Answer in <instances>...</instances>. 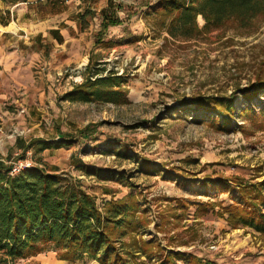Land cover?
<instances>
[{"label": "rangeland", "instance_id": "1", "mask_svg": "<svg viewBox=\"0 0 264 264\" xmlns=\"http://www.w3.org/2000/svg\"><path fill=\"white\" fill-rule=\"evenodd\" d=\"M108 1L60 5V28L79 8L94 15L65 44L39 35L28 46L40 82L35 95L0 102V167L27 161L80 182L98 205L134 206L137 225L119 254L126 264H264V235L231 229L220 215L221 206L264 197V21L183 39L171 33L163 0H111L119 24L101 30ZM195 23L205 25L200 16ZM97 69L120 81L114 103L63 99ZM219 101L233 108L224 128L228 115L200 107ZM14 264L100 263H66L49 251Z\"/></svg>", "mask_w": 264, "mask_h": 264}, {"label": "trees", "instance_id": "2", "mask_svg": "<svg viewBox=\"0 0 264 264\" xmlns=\"http://www.w3.org/2000/svg\"><path fill=\"white\" fill-rule=\"evenodd\" d=\"M115 8L116 5L109 0L99 11L101 30L119 24ZM159 9L163 15L173 16L175 30L171 33L176 31L175 36L183 39L207 34L227 22L247 28L253 22L264 21V0H163ZM93 15L86 10L79 19ZM196 16H200L205 22L200 30L195 23ZM101 71L97 69L92 74L96 76ZM119 82L113 76L86 79L77 91L64 95L63 99L72 103H114L119 92L112 88L119 86ZM251 89L247 90L248 94ZM245 93L241 95H246ZM217 104L223 106L218 109V106L209 107L204 103L200 107L210 109L214 114L228 115L227 121L221 120L219 123V127L224 128L230 124V112L233 108L222 101ZM42 143L43 149L51 145ZM7 172L0 167V264H14L17 260L49 251L66 263L89 258L100 264H126L119 254L125 246L123 239L137 225L133 220L134 206L123 201L98 205L80 182L63 174L38 168L26 169L13 177L8 176ZM257 187L264 191V182ZM243 188L244 186L238 185L242 200ZM254 197L248 202H232L221 206L220 215L225 216L231 229L247 227L264 235V212L260 210V207H264V197ZM133 243L131 241L129 245L132 246ZM125 252L131 258L137 257L131 250ZM175 257L182 258V254H176ZM188 259L189 257L187 263Z\"/></svg>", "mask_w": 264, "mask_h": 264}, {"label": "crops", "instance_id": "3", "mask_svg": "<svg viewBox=\"0 0 264 264\" xmlns=\"http://www.w3.org/2000/svg\"><path fill=\"white\" fill-rule=\"evenodd\" d=\"M70 1L73 0H0V102L14 100L21 90L28 96L36 94L35 84H39L40 77H33L31 70L38 65L28 46L37 36L58 46L70 41V34L77 28L81 30L79 16L88 8L72 12L70 21L59 27L57 16ZM40 4L46 7L44 12L37 10ZM25 98L21 101L25 102Z\"/></svg>", "mask_w": 264, "mask_h": 264}, {"label": "built area", "instance_id": "4", "mask_svg": "<svg viewBox=\"0 0 264 264\" xmlns=\"http://www.w3.org/2000/svg\"><path fill=\"white\" fill-rule=\"evenodd\" d=\"M32 168L31 164L27 161L17 162L12 165V167L8 171V176L13 177L20 174L23 170Z\"/></svg>", "mask_w": 264, "mask_h": 264}]
</instances>
